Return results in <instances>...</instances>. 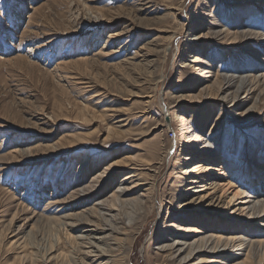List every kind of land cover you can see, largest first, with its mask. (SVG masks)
<instances>
[{
	"label": "rangeland",
	"instance_id": "374dc122",
	"mask_svg": "<svg viewBox=\"0 0 264 264\" xmlns=\"http://www.w3.org/2000/svg\"><path fill=\"white\" fill-rule=\"evenodd\" d=\"M263 203L264 0H0V264H264Z\"/></svg>",
	"mask_w": 264,
	"mask_h": 264
},
{
	"label": "bare ground",
	"instance_id": "6f19581e",
	"mask_svg": "<svg viewBox=\"0 0 264 264\" xmlns=\"http://www.w3.org/2000/svg\"><path fill=\"white\" fill-rule=\"evenodd\" d=\"M193 146L195 145V143H193L192 144ZM197 188V187H196ZM94 189V188H93ZM205 189V188H204ZM123 192V190L121 189L120 190V193H122ZM117 195V194H116ZM117 196H119V195H117ZM116 197V196H115ZM114 198V197H113ZM260 198V197H259ZM261 198H263V197H261ZM119 199V198H118ZM252 199V198H251ZM114 200V199H113ZM118 201V200H117ZM116 201V202H117ZM119 203V202H118ZM128 203V202H127ZM250 204V201H247V205H249ZM264 204V203H263ZM102 206V205H101ZM104 206V205H103ZM122 206V205H121ZM96 208H98V207H96ZM95 208V209H96ZM99 208H101V207H99ZM97 210V209H96ZM99 210V209H98ZM100 211V210H99ZM99 215V214H98ZM101 215V214H100ZM98 217H100V216H98ZM98 217H97V219H98ZM101 218V217H100ZM99 218V219H100ZM78 219V218H77ZM64 222V221H63ZM113 222V221H112ZM113 225V224H112ZM66 226V225H65ZM92 226V225H91ZM103 230V229H102ZM107 230V229H106ZM111 230V229H110ZM113 231V230H112ZM95 238H100V237H95ZM230 239H232V240H234V239H236V237H230ZM91 240V239H90ZM239 240L240 241H242L243 240V238L241 237V238H239ZM93 244H94V242H92ZM183 244H188L189 245V247L190 246H192L193 245V243H188V242H183ZM94 249V248H93ZM215 249H217V247L215 248ZM95 250V249H94ZM103 251V250H102ZM200 251V250H199ZM96 252V251H95ZM93 253V252H92ZM95 254V253H94ZM192 254H193V250L191 251V253H190V255L189 256H192ZM235 254H233L232 256H234ZM231 256V257H232ZM188 257V256H187ZM187 257H185V258H187ZM192 259H190L189 261H191ZM209 262H214V263H216V262H220L219 260H217V259H213V260H210ZM223 262V261H222ZM224 263V262H223ZM218 264V263H217Z\"/></svg>",
	"mask_w": 264,
	"mask_h": 264
}]
</instances>
